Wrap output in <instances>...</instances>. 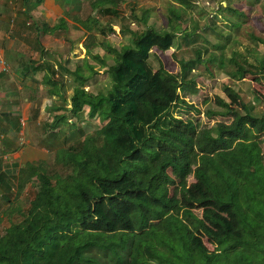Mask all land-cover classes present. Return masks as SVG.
<instances>
[{
  "label": "rangeland",
  "instance_id": "obj_1",
  "mask_svg": "<svg viewBox=\"0 0 264 264\" xmlns=\"http://www.w3.org/2000/svg\"><path fill=\"white\" fill-rule=\"evenodd\" d=\"M33 1L4 0L17 14L9 25L11 7L0 9V27H6L2 45L7 47L0 46V69L9 71L10 61L26 66L25 58L37 61L41 56L55 73L50 76L38 70L32 79L24 80H19L16 73L0 74V91L15 92L7 96L0 93V172L8 186H0V235L24 222L31 212H41L38 210L44 202L46 205L49 195L37 185L36 170L29 167L32 164H41L52 180H59L52 189L51 205L44 207L49 216L63 203L57 202L70 195L68 192L79 196L76 203L88 200H83L85 193L80 191L86 186L77 187L66 177H75L79 167L84 166L87 154L76 148L101 122L97 117L88 118L85 109L77 117L64 111L74 85L67 70L79 66L87 73L84 63L91 65L92 72L83 88L105 93L111 84L107 68L132 45L133 37L147 28L175 34L172 47H152L148 56L159 78L138 102L142 106L161 105L165 112L150 129L147 146L154 145L152 137L167 138L169 144H155L154 150L175 152L186 162L191 150L199 151L208 142L212 146L222 130L236 126L238 117L225 113L221 102L239 113L244 107L254 114L264 113V66L254 73L232 76L233 62H245L247 67L254 65L253 55L264 58V0H190L186 7L177 0H125L116 14L94 11L90 15L85 11V0H66L72 8L68 6L60 15L57 11L49 17L39 14L35 25H24L29 16L21 7L30 11ZM52 25L57 26L56 30L47 29ZM197 54L201 63L196 61ZM181 60H188L189 68L179 79ZM16 81L23 84L18 87ZM58 114L66 116L67 121L59 122L57 132L52 133L47 124ZM257 138L264 156V131ZM181 139H186L191 148ZM205 150L211 151L209 147ZM89 170L92 177L96 172L91 166ZM98 171L103 169L99 167ZM194 182L191 175L186 177L182 201L200 221V228L193 230V240L212 251L223 243L214 238L238 236V225L225 207L206 195L200 197ZM25 241H19L18 247ZM19 260L17 248H0V264H20Z\"/></svg>",
  "mask_w": 264,
  "mask_h": 264
},
{
  "label": "trees",
  "instance_id": "obj_2",
  "mask_svg": "<svg viewBox=\"0 0 264 264\" xmlns=\"http://www.w3.org/2000/svg\"><path fill=\"white\" fill-rule=\"evenodd\" d=\"M177 1L183 7L190 4V0ZM174 35V31L153 28L135 35L132 45L107 68L111 84L105 93L84 90L91 65L84 63L87 73L79 66L67 70L74 85L64 111L77 117L85 109L88 118L97 117L101 122L76 148L87 154L84 166L75 177H66L77 187L86 186L80 191L85 193L83 200H88L76 203L79 196L68 192L49 216L44 207L51 205L52 189L59 180H52L41 164H32L29 167L36 170L37 185L47 190L48 200L45 206V202L41 204V212H31L24 222L0 235L1 251L17 248L20 264H264V156L257 138L264 131V113L254 114L246 107L239 113L221 102L225 113L238 117L236 126L222 130L212 146L208 142L199 151L191 150L186 162L175 152L154 150L155 144H169L167 138L152 137L154 145H146L150 129L165 112L161 105L138 102L159 78L148 56L152 47H172ZM253 58L254 65L247 66L252 69L245 62H233L232 76L254 73L264 66L263 57ZM196 59L201 63L198 54ZM30 62L31 71L55 73L41 56ZM188 63L179 62V79ZM66 121V116L54 115L47 126L56 133L57 124ZM90 166L96 172L92 177L88 175ZM188 175L195 179L200 197L206 195L225 207L238 225V236L214 238L223 243L212 251L193 240L200 221L182 201ZM4 177L0 172V186L6 185ZM19 241L25 243L18 247Z\"/></svg>",
  "mask_w": 264,
  "mask_h": 264
},
{
  "label": "crops",
  "instance_id": "obj_3",
  "mask_svg": "<svg viewBox=\"0 0 264 264\" xmlns=\"http://www.w3.org/2000/svg\"><path fill=\"white\" fill-rule=\"evenodd\" d=\"M26 1V0H25ZM69 1V0H68ZM66 0H34L33 3L31 4V10L29 11L27 9H23V7H21V11H23L25 13V15H28L29 17H27L25 19V24L24 25H29V24H32V25H35V22H36V19L38 18V15L39 14H42L43 16H50L51 14H55L56 11L57 13H60L62 12L63 9H66L68 6L69 8H72L73 6L71 5L70 2H68ZM75 3L76 1L80 2L81 0H73ZM86 1V5H88L87 7H85V11L87 14H92L94 11L96 12H100V13H107V14H114V13H118V6L119 5H122L124 4L125 0H85ZM9 2V1H8ZM8 2H4V0H0V9H6V6L8 4ZM73 2V3H74ZM8 6V5H7ZM66 6V7H65ZM82 5H80L81 7ZM8 7H11V8H8L9 10V21H10V24L9 25H12L13 23V18L16 16V12L14 10V7L13 6H8ZM104 10V11H103ZM29 11V12H28ZM118 11V12H117ZM20 25V24H18ZM6 27H0V46H3L2 45V40L4 38V34L3 32L5 31ZM27 29V27H26ZM10 44V42H9ZM17 46V44L15 45ZM4 47V46H3ZM4 48H7V47H4ZM4 49H1V51L3 52ZM15 51V50H14ZM32 60V59H30ZM29 59L25 58V64H27L26 66H23V67H19L21 65L19 64H16L14 62H8V63H12L10 64V70H2L0 69V74H3V71L9 73V74H14L15 73L19 76V80H21L20 78H23L24 79H32L33 76H35V73L38 72V71H31L30 67L28 64H30ZM24 64V65H25ZM22 74V76H20V74ZM29 80H27L28 82ZM22 81H16V84L18 87H20ZM26 82V83H27ZM28 85V84H27ZM29 86V85H28ZM0 93L4 94L5 96L8 95H13L15 92H12V91H0ZM2 105V102L0 103ZM0 105V107H1Z\"/></svg>",
  "mask_w": 264,
  "mask_h": 264
}]
</instances>
